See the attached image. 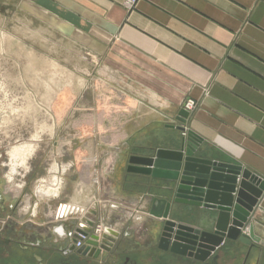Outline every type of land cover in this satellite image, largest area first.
I'll return each mask as SVG.
<instances>
[{"label": "crops", "instance_id": "crops-1", "mask_svg": "<svg viewBox=\"0 0 264 264\" xmlns=\"http://www.w3.org/2000/svg\"><path fill=\"white\" fill-rule=\"evenodd\" d=\"M127 1L8 2L95 60L79 85L83 90L86 82L93 84L95 112L73 133L95 138V146H80L75 155L93 157L89 184L98 191L85 186L74 193V204L63 200L36 226L28 220L19 226L42 240L43 228L56 230L66 246L71 232L84 229L92 236L101 224L119 233L109 236L127 249L118 264L125 258L127 264H192L159 248L160 220L151 206L157 198L169 199L166 183L131 171V159L178 149L183 133L172 126L181 124L176 117L193 100L185 127L202 137L201 151L264 179V0H138L131 9ZM202 213L177 205L169 217L205 229L210 223L204 217L203 226ZM250 223L264 240V194ZM217 254L219 264H264L262 244L226 239Z\"/></svg>", "mask_w": 264, "mask_h": 264}, {"label": "rangeland", "instance_id": "rangeland-1", "mask_svg": "<svg viewBox=\"0 0 264 264\" xmlns=\"http://www.w3.org/2000/svg\"><path fill=\"white\" fill-rule=\"evenodd\" d=\"M0 1V109L6 114L12 109L23 114L32 101L40 106L37 122L43 130L36 152L26 168L17 170L14 182L8 179L11 150L33 139L35 118L23 122L20 118L7 128L6 135L0 134V192L4 203L15 206L12 217L18 225L28 220L36 226L44 220V215L54 212L61 201L75 202L73 195L79 186L89 188L93 183V157L82 159L87 156L79 157L75 151L80 146L92 148L96 145L95 138L78 139L73 130H78L80 122L95 112L93 84L86 82L88 88L79 89L92 71L89 63L93 62L94 68L95 60L41 20L32 19L24 11L10 9L8 2L16 0ZM64 99L68 100L66 109L62 106ZM51 126L54 127L52 133ZM102 145H105L104 139ZM55 173L62 178L61 196L39 197L37 188ZM101 181L100 189H103ZM90 188L98 191L97 184ZM70 219L72 222H68L73 224L74 220Z\"/></svg>", "mask_w": 264, "mask_h": 264}, {"label": "water", "instance_id": "water-1", "mask_svg": "<svg viewBox=\"0 0 264 264\" xmlns=\"http://www.w3.org/2000/svg\"><path fill=\"white\" fill-rule=\"evenodd\" d=\"M189 116L187 109H181L176 117L181 124L172 126L183 133L178 149L161 148L153 156L133 157L130 170L166 183L169 199L157 198L151 206V215L160 220L156 222L161 226L159 248L191 258L192 264H219L217 251L226 239L250 247L264 245V240L256 235L255 227L250 223L264 194V179L241 165L205 155L201 151L202 137L185 127ZM177 205L190 212L201 210L203 218L200 222L204 226L206 217L210 227L202 229L170 219L171 209ZM61 214L63 217L65 213ZM79 230L88 234L84 229ZM106 231L115 233L109 228ZM103 239H108L107 234L102 239L93 234L87 240L93 247L91 255ZM98 253L99 250L95 256Z\"/></svg>", "mask_w": 264, "mask_h": 264}, {"label": "flooded vegetation", "instance_id": "flooded-vegetation-1", "mask_svg": "<svg viewBox=\"0 0 264 264\" xmlns=\"http://www.w3.org/2000/svg\"><path fill=\"white\" fill-rule=\"evenodd\" d=\"M3 199L0 192V264H118L119 257L126 253L122 242L110 237L111 233H107L108 239L99 241L92 255L93 247L87 244L90 238L78 247L76 232L70 233L69 237L73 238L66 246L59 242L60 236L53 229L43 233L45 239H34L27 228L14 221L15 206L4 203ZM88 246L90 249L84 254ZM122 264H127V258Z\"/></svg>", "mask_w": 264, "mask_h": 264}, {"label": "bare ground", "instance_id": "bare-ground-1", "mask_svg": "<svg viewBox=\"0 0 264 264\" xmlns=\"http://www.w3.org/2000/svg\"><path fill=\"white\" fill-rule=\"evenodd\" d=\"M4 38H9L8 35H2ZM15 110V111H14ZM40 110V106L36 103L29 101L27 104V107L25 108V111L23 114H19L20 111L16 109H12L10 113H4L0 109V134L2 132L5 133V135L8 133V127L15 123L17 120H20L23 122L26 119L32 120L35 118V125H36V131L33 134V139L29 141H24L21 144H18L17 146L13 147L11 150V172L8 174V179H10L12 182H14L17 170L19 168H26L29 159L33 156V154L36 152L39 141L42 138L43 130L40 126H38V116L37 111ZM6 112V111H5ZM17 123V122H16ZM10 129V127H9ZM54 130V127L51 126L50 132L52 133ZM54 177L47 181L45 180V183H42V186H39L36 190V194H38L39 197L43 198H51V197H59L61 196V188L63 186L62 178L57 177L56 173L53 174ZM79 186V192H83L85 190V187L82 185V187ZM175 207V206H174Z\"/></svg>", "mask_w": 264, "mask_h": 264}, {"label": "built area", "instance_id": "built-area-1", "mask_svg": "<svg viewBox=\"0 0 264 264\" xmlns=\"http://www.w3.org/2000/svg\"><path fill=\"white\" fill-rule=\"evenodd\" d=\"M137 1L138 0H128L126 5L131 9V8H133L135 6ZM194 107H195V103H194L193 100H189L186 103V108L187 109H193ZM70 212H71V210H70ZM63 213H66V212L64 211ZM106 229H108V228L102 226L101 224H98L96 227H94L93 233L98 235L102 239L103 236L108 233L106 231ZM246 233H249V232L246 231ZM76 234L78 235V240H77V243H76L78 247L81 246L88 238H90L89 234L83 233L81 231H77Z\"/></svg>", "mask_w": 264, "mask_h": 264}]
</instances>
